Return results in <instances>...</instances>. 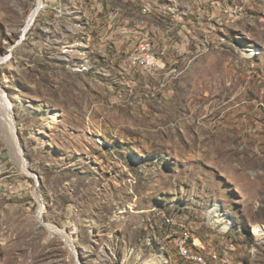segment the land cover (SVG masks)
<instances>
[{"label": "rangeland", "instance_id": "obj_1", "mask_svg": "<svg viewBox=\"0 0 264 264\" xmlns=\"http://www.w3.org/2000/svg\"><path fill=\"white\" fill-rule=\"evenodd\" d=\"M232 2L165 52L158 28L191 0H43L28 29L38 0H0L27 163L0 119V264H196L182 244L264 264V0ZM143 38L165 53L154 74L130 65Z\"/></svg>", "mask_w": 264, "mask_h": 264}, {"label": "crops", "instance_id": "obj_2", "mask_svg": "<svg viewBox=\"0 0 264 264\" xmlns=\"http://www.w3.org/2000/svg\"><path fill=\"white\" fill-rule=\"evenodd\" d=\"M193 4L196 6V9L191 10L190 8L184 7H173L169 9V13H171V20L174 21L172 32H165L158 28V37L159 43H164L165 45V52L170 48L172 51H186L188 49V42L187 39L182 38V42L177 37H185L189 34L200 32L201 34L205 31H208L207 28L209 27V21L213 20L212 18L224 15V11H230V8L224 9L223 4L229 2L232 4L231 9L234 7V3L230 2V0H191ZM150 2V1H149ZM176 2V1H175ZM177 3V2H176ZM184 3V1H183ZM223 3V4H222ZM185 4V3H184ZM174 5H176L174 3ZM187 9V10H186ZM198 9V10H197ZM233 11V10H232ZM209 20V21H207ZM177 21H184L185 24H177ZM182 30H178L182 28ZM186 29V30H184ZM169 39V43L166 45V40ZM163 48V49H164Z\"/></svg>", "mask_w": 264, "mask_h": 264}, {"label": "bare ground", "instance_id": "obj_3", "mask_svg": "<svg viewBox=\"0 0 264 264\" xmlns=\"http://www.w3.org/2000/svg\"><path fill=\"white\" fill-rule=\"evenodd\" d=\"M43 4V0H38V6L36 7V9L32 12L28 25L26 27V29L29 28V26L32 24V22L35 20L36 16L39 13L40 7ZM257 49L254 51L257 53ZM130 61L135 60V53H132V55L129 57ZM16 101H19V103H23L24 99L20 96V95H16L14 98ZM25 108L27 112H34V109L37 110H41L44 109L45 105H43L42 103L37 105V106H33L30 103L29 104H25ZM12 108L14 109V100H11L10 98H7V105L5 103H2L0 101V119L3 121V123L8 125L9 128V133H11V139L10 142L12 144V147L15 149L17 156L21 162V164L23 165L24 169H27V163H26V159L24 157V151L22 149V147H20L19 143H18V136L16 135L18 130H17V116L15 114V109L14 111L12 110ZM50 118H52V121L57 122L59 121V115L57 111L54 112H50L49 114ZM48 116H44V118H47ZM169 222L171 221L170 218L167 219ZM254 230L256 231H262L263 230V225L258 224L255 226ZM188 249H190L186 244H182L180 247V251L181 253L186 256V257H190L191 255L188 254ZM200 263L201 264H210V262L208 260H206V258L203 255H200ZM145 264H152L150 261H147Z\"/></svg>", "mask_w": 264, "mask_h": 264}, {"label": "built area", "instance_id": "obj_4", "mask_svg": "<svg viewBox=\"0 0 264 264\" xmlns=\"http://www.w3.org/2000/svg\"><path fill=\"white\" fill-rule=\"evenodd\" d=\"M133 53H135V60L130 61V65L141 67L148 73L154 74V70L165 66V53L162 52L159 54L156 52L154 49V43L151 42L149 38H143L139 47ZM179 244H182V239ZM188 254L191 255V260L196 264H201L200 255L202 252H194V249H188Z\"/></svg>", "mask_w": 264, "mask_h": 264}]
</instances>
